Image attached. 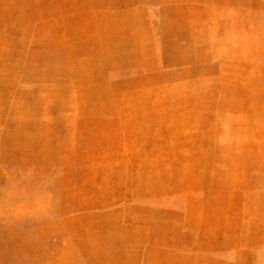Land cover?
I'll use <instances>...</instances> for the list:
<instances>
[{
    "label": "rangeland",
    "instance_id": "374dc122",
    "mask_svg": "<svg viewBox=\"0 0 264 264\" xmlns=\"http://www.w3.org/2000/svg\"><path fill=\"white\" fill-rule=\"evenodd\" d=\"M0 264H264V0H0Z\"/></svg>",
    "mask_w": 264,
    "mask_h": 264
}]
</instances>
